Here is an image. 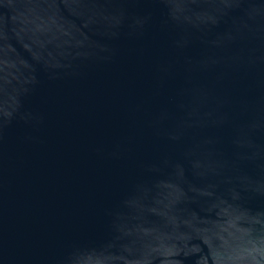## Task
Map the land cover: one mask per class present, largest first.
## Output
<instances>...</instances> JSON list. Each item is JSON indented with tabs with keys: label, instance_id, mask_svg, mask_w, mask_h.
Returning a JSON list of instances; mask_svg holds the SVG:
<instances>
[{
	"label": "water",
	"instance_id": "obj_1",
	"mask_svg": "<svg viewBox=\"0 0 264 264\" xmlns=\"http://www.w3.org/2000/svg\"><path fill=\"white\" fill-rule=\"evenodd\" d=\"M0 264H264V0H0Z\"/></svg>",
	"mask_w": 264,
	"mask_h": 264
}]
</instances>
